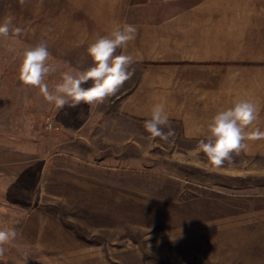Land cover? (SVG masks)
I'll list each match as a JSON object with an SVG mask.
<instances>
[{"label": "rangeland", "instance_id": "1", "mask_svg": "<svg viewBox=\"0 0 264 264\" xmlns=\"http://www.w3.org/2000/svg\"><path fill=\"white\" fill-rule=\"evenodd\" d=\"M15 8L4 16L15 21ZM26 27L18 49L47 39ZM47 42L63 67L91 63L92 42ZM18 66L0 43V223L18 231L0 264H264V140L216 169L191 155L210 121L174 112V136L149 141L150 115L125 105L132 83L57 111ZM259 115L252 128L264 131Z\"/></svg>", "mask_w": 264, "mask_h": 264}, {"label": "crops", "instance_id": "2", "mask_svg": "<svg viewBox=\"0 0 264 264\" xmlns=\"http://www.w3.org/2000/svg\"><path fill=\"white\" fill-rule=\"evenodd\" d=\"M1 1L0 22L15 1L13 23L27 31L35 26L32 39L71 47L124 23L135 25L136 39L118 50L135 60L125 82L133 84L125 102L130 111L150 115L163 103L179 120L210 121L241 99L264 110V0Z\"/></svg>", "mask_w": 264, "mask_h": 264}, {"label": "clouds", "instance_id": "3", "mask_svg": "<svg viewBox=\"0 0 264 264\" xmlns=\"http://www.w3.org/2000/svg\"><path fill=\"white\" fill-rule=\"evenodd\" d=\"M26 2L19 0L21 5ZM13 21L14 17L9 15L0 22V43L10 53L18 55V80L23 86L36 89L43 100L57 111L65 106L75 108L86 104L95 107L103 104L134 75L135 70H130L135 63L134 57L118 51L136 39L137 28L133 24L124 23L108 35L97 36L86 49L91 60L89 66L63 67L54 62L47 40L18 49L19 37L26 29L15 26ZM57 74L59 79L52 82ZM259 114L258 105L251 99H241L231 107L218 111L207 125V135L198 141L191 155L203 153L208 164L216 169L224 167L226 163L233 164L235 156L247 151L248 141L264 140V131L252 128L260 118ZM143 127L149 134V141L158 137L168 142L175 134L170 128L163 103L152 107ZM165 128L169 130L165 132ZM17 236L16 227L0 223V259L4 257L6 246L12 245Z\"/></svg>", "mask_w": 264, "mask_h": 264}]
</instances>
